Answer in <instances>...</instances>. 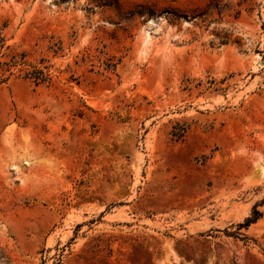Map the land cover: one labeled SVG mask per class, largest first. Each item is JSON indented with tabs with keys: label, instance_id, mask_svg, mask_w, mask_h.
Listing matches in <instances>:
<instances>
[{
	"label": "rangeland",
	"instance_id": "rangeland-1",
	"mask_svg": "<svg viewBox=\"0 0 264 264\" xmlns=\"http://www.w3.org/2000/svg\"><path fill=\"white\" fill-rule=\"evenodd\" d=\"M61 249L264 264V0H0V264Z\"/></svg>",
	"mask_w": 264,
	"mask_h": 264
},
{
	"label": "trees",
	"instance_id": "trees-1",
	"mask_svg": "<svg viewBox=\"0 0 264 264\" xmlns=\"http://www.w3.org/2000/svg\"><path fill=\"white\" fill-rule=\"evenodd\" d=\"M31 78H34L37 82H45L47 81L48 77L46 73L43 70H38L32 73ZM262 216V213L260 211H254L253 217L248 219L244 224L239 225V230L241 229H248L250 225L254 222H256L260 217ZM236 237L242 236L241 238L243 240H248L249 238L245 235H242L240 233H237ZM61 253H57L53 257H48L46 261H44L43 264H47L48 261H51V264H61V256H62V251L63 249L59 250Z\"/></svg>",
	"mask_w": 264,
	"mask_h": 264
}]
</instances>
